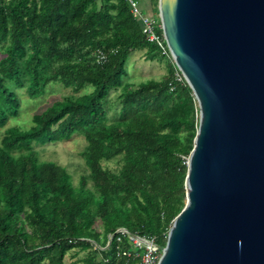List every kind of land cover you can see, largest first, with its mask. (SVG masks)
<instances>
[{"label": "trees", "instance_id": "obj_1", "mask_svg": "<svg viewBox=\"0 0 264 264\" xmlns=\"http://www.w3.org/2000/svg\"><path fill=\"white\" fill-rule=\"evenodd\" d=\"M157 1L150 0L152 11ZM135 51L164 61L165 75L124 82ZM54 83L79 95L0 138V264H63L71 251L86 252L80 264H140L142 250L116 230L165 245L185 203L198 126L192 91L141 34L124 0H0V129L18 116L17 89L34 100ZM114 90L118 110L109 118ZM74 135L85 141L88 171L77 187L34 150ZM113 160L116 171L103 166Z\"/></svg>", "mask_w": 264, "mask_h": 264}, {"label": "water", "instance_id": "obj_2", "mask_svg": "<svg viewBox=\"0 0 264 264\" xmlns=\"http://www.w3.org/2000/svg\"><path fill=\"white\" fill-rule=\"evenodd\" d=\"M198 107L185 203L157 264H264V0H158Z\"/></svg>", "mask_w": 264, "mask_h": 264}, {"label": "rangeland", "instance_id": "obj_3", "mask_svg": "<svg viewBox=\"0 0 264 264\" xmlns=\"http://www.w3.org/2000/svg\"><path fill=\"white\" fill-rule=\"evenodd\" d=\"M145 8L148 10L144 12L146 14L156 12L152 11L150 0L143 1V9L145 10ZM125 68L127 75L124 78V82L134 86L149 79L159 80L166 73L164 61H146L144 59V51L131 53L127 59ZM90 90L91 87L87 86L85 90L81 91V94ZM15 92L20 103L19 113L17 117L10 118L6 126L0 129V138L3 132L11 127H17L21 130L29 129L32 126L31 118L34 114L41 113L54 102L60 101L65 97L79 95V93L76 94L69 89H64L59 83L49 84L44 94L34 100H31L27 96L24 89H17ZM118 94L119 90L111 91L109 94L107 100L109 118L118 110L116 99ZM84 148V139L81 136L74 135L69 141L34 147V150L37 152L39 162H54L64 167L71 176L72 185L77 187L80 177L88 175L82 157ZM103 166L116 171L119 168V162L118 160L104 162ZM85 254L86 252L71 251L66 255L63 264H80L79 261L85 257Z\"/></svg>", "mask_w": 264, "mask_h": 264}, {"label": "built area", "instance_id": "obj_4", "mask_svg": "<svg viewBox=\"0 0 264 264\" xmlns=\"http://www.w3.org/2000/svg\"><path fill=\"white\" fill-rule=\"evenodd\" d=\"M132 17L139 23L141 34L151 44L155 45L161 55L173 62L172 56L166 47L164 37L162 34V25L158 11L150 14L144 13L140 0H124ZM102 59V57H100ZM183 78V77H182ZM184 80V79H183ZM116 233L124 235L127 240L137 249L142 250L140 256V264H157L161 251L153 239H144L136 235H131L124 229L116 230Z\"/></svg>", "mask_w": 264, "mask_h": 264}, {"label": "crops", "instance_id": "obj_5", "mask_svg": "<svg viewBox=\"0 0 264 264\" xmlns=\"http://www.w3.org/2000/svg\"><path fill=\"white\" fill-rule=\"evenodd\" d=\"M143 1L144 0H140V2H141V6L143 7ZM146 10H147V8H145ZM148 11V10H147Z\"/></svg>", "mask_w": 264, "mask_h": 264}]
</instances>
